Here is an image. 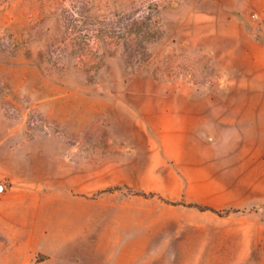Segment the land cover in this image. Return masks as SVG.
<instances>
[{
	"label": "rangeland",
	"instance_id": "obj_1",
	"mask_svg": "<svg viewBox=\"0 0 264 264\" xmlns=\"http://www.w3.org/2000/svg\"><path fill=\"white\" fill-rule=\"evenodd\" d=\"M205 113L264 146V0H0V264H264L135 195Z\"/></svg>",
	"mask_w": 264,
	"mask_h": 264
},
{
	"label": "crops",
	"instance_id": "obj_2",
	"mask_svg": "<svg viewBox=\"0 0 264 264\" xmlns=\"http://www.w3.org/2000/svg\"><path fill=\"white\" fill-rule=\"evenodd\" d=\"M187 120L197 125L187 131L190 143L179 146V156L164 155L154 187L142 190L176 203L164 205L180 214L181 241L194 234L200 250L212 256L235 242L247 252L264 251V146L249 145L239 125L226 124L225 117L205 113Z\"/></svg>",
	"mask_w": 264,
	"mask_h": 264
},
{
	"label": "trees",
	"instance_id": "obj_3",
	"mask_svg": "<svg viewBox=\"0 0 264 264\" xmlns=\"http://www.w3.org/2000/svg\"><path fill=\"white\" fill-rule=\"evenodd\" d=\"M115 190H118V188H116ZM135 195H139V196H142L144 198H153L155 197L156 195L153 194V193H149V194H146V193H135ZM163 200V199H162ZM167 202V201H165ZM167 203H170V204H176V203H171V202H167ZM195 207L197 210L199 211H207V209L205 208H202L200 206H193ZM231 211H220V212H215L217 213L218 215L222 216V215H226V214H229Z\"/></svg>",
	"mask_w": 264,
	"mask_h": 264
}]
</instances>
